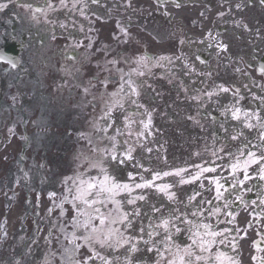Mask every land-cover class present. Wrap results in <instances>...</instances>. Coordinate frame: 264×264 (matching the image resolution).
Masks as SVG:
<instances>
[{"label":"flooded vegetation","instance_id":"af4514ba","mask_svg":"<svg viewBox=\"0 0 264 264\" xmlns=\"http://www.w3.org/2000/svg\"><path fill=\"white\" fill-rule=\"evenodd\" d=\"M130 1L0 0L7 4L0 10V151L8 174L20 164L26 173L6 179L33 190L37 203L48 191L45 216L28 211V227L2 237L0 264H180L181 257L220 264V253L231 258L224 264H255L247 229L252 221L259 230L264 216V0H166L169 10L196 6L200 21L193 22L163 13L157 20L154 10L132 17ZM134 28L156 50L144 51ZM149 120L156 136L149 127L136 131ZM80 124L93 131L86 147L65 129ZM121 124L126 142L119 140ZM88 146L96 156L109 151L89 170L80 168ZM204 168L215 171L194 180ZM105 175L132 191L101 192ZM145 181L154 186L135 187ZM163 185L173 199L157 190ZM140 195L145 199L128 202ZM55 207L60 214L48 219ZM44 225V243L53 227L60 231L55 250L32 233L26 238L27 231L38 237ZM203 241L214 242L202 251Z\"/></svg>","mask_w":264,"mask_h":264},{"label":"snow or ice","instance_id":"6c2138e0","mask_svg":"<svg viewBox=\"0 0 264 264\" xmlns=\"http://www.w3.org/2000/svg\"><path fill=\"white\" fill-rule=\"evenodd\" d=\"M62 2H63V0H62ZM6 7H7V4H2V5H0V10H3V8H6ZM37 11H39V9H38ZM13 67H15V65H13ZM132 91L135 93V89H133ZM223 91H227V89H223ZM239 113H240V109H239V108L235 109V111L232 112V116H233V118H234V119H239V118H240ZM247 115H248V114L245 113V116H247ZM150 123H151L150 120H149L148 123H145V124H144V128L147 129V128L149 127V124H150ZM247 126H248V127H252V125H250V124L247 125ZM233 139H236V137H233ZM149 151H151V149H149ZM249 156H253V157H254L255 154H254V153H249ZM127 158H128V159H132V157H131V150H129V152L127 153ZM112 159H117V157H116L115 155H113V156H112ZM261 159H264V157H261ZM121 162H123V161H121ZM251 162H252V163H257L258 161H257L256 159H253ZM232 167H233V171H235V169L237 168V165H233ZM101 170H102V171H105L104 169H101ZM183 171H184L183 169L180 170V171H177V172L175 173V175H176V176H181V172H183ZM209 171H215V169H210V168H204V169H201V172L198 173L196 176H194L193 179H194V180H195V179H199V176H200L203 172H209ZM164 175L167 176V175H170V173H167V172H166V173H164ZM155 178H156V179H159V178H160V174H159V173H156ZM262 178H264V177H262ZM180 182H181V183H187V182H190V181H185L183 178H181V181H180ZM215 183H216V185H217V198H219V197L221 196V193H220L219 190H220L221 187H223V185L220 184L219 180H216ZM153 186H154L153 181H145L143 184H136V185H135L136 188H151V187H153ZM95 187H96V185L93 184V183H89V184H88V189H93V188H95ZM156 187H157V190H158V191L163 192V193H165L166 195H168V198H169L170 200L173 199L174 194H171V193L168 192V188H169L168 185L156 186ZM100 190H101V192L107 191V192H112L113 194H115L118 190L127 191V192H131V191H132V189L129 187V185H127V184H123V185H121V184L115 183V182L113 181V178L110 177V176H108V175H105V176H104V179L100 182ZM144 199H145V197H144L143 195H140V196H137V197H136L135 199H133V200H129L128 202H129V203H135L136 200H144ZM94 202H95V201H93V203H94ZM97 211H98V210H97ZM136 214H139V213H136ZM194 215H195V213H194ZM124 220H128V216H127V214H125V216H124ZM101 223H103V220L101 221ZM168 224H169V221H168V220H163V221H162V226L165 228V230H167ZM129 225H130V221H129ZM203 227H204L206 230L210 228V226L207 225V224L203 225ZM177 231H179V229H178ZM205 234H206V235H211V236H213V237L216 236V235H218V233H216V232H210V231H206ZM197 235H198V233H197ZM149 236H151V233H149ZM212 242H214V241H212ZM212 242L203 241V242L201 243V245H200L201 250H202V251L207 250V249L205 248L204 245H205V244H210V243H212ZM125 243H127V240L125 241ZM195 243H196V241L193 240V244H195ZM190 247H191V246H189V248H190ZM137 250H138V249H137V245L133 244V245L131 246L130 251H131V252H136ZM148 250L151 251V249H148ZM185 252H186V255H187L188 257H192V256H193V252H192V251H190V250H188V249H185ZM102 259H103V258H102ZM195 259H196V260H200L201 257L196 256ZM230 259H231V258H230V257H227L226 254H224V253H220L219 256L216 257V260L219 261L220 264H224V260H229V261H230ZM106 264H107V262H106ZM129 264H131V261H129ZM173 264H174V262H173ZM180 264H193V262H192L191 259H189V260H185L184 257H181V258H180Z\"/></svg>","mask_w":264,"mask_h":264},{"label":"rangeland","instance_id":"374dc122","mask_svg":"<svg viewBox=\"0 0 264 264\" xmlns=\"http://www.w3.org/2000/svg\"><path fill=\"white\" fill-rule=\"evenodd\" d=\"M1 215H2V214H1ZM1 215H0V216H1Z\"/></svg>","mask_w":264,"mask_h":264}]
</instances>
